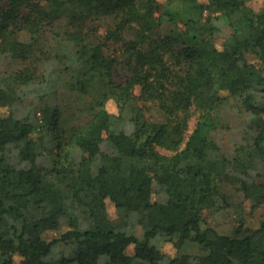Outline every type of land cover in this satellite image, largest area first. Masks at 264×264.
Segmentation results:
<instances>
[{
  "label": "trees",
  "instance_id": "16d2710c",
  "mask_svg": "<svg viewBox=\"0 0 264 264\" xmlns=\"http://www.w3.org/2000/svg\"><path fill=\"white\" fill-rule=\"evenodd\" d=\"M105 17L94 38L89 22ZM9 57L19 66L0 72V264H264V218L224 234L205 215L234 206L228 187L264 205V9L0 0V62ZM28 89L43 102L39 137L34 121L1 112ZM232 99L250 118L225 150L218 135ZM161 240L178 254H164ZM187 241L206 253L183 251Z\"/></svg>",
  "mask_w": 264,
  "mask_h": 264
},
{
  "label": "rangeland",
  "instance_id": "374dc122",
  "mask_svg": "<svg viewBox=\"0 0 264 264\" xmlns=\"http://www.w3.org/2000/svg\"><path fill=\"white\" fill-rule=\"evenodd\" d=\"M163 3L166 0H161ZM248 4L253 7L256 11H262L264 9V0H247ZM111 23L110 17L95 19L89 22V26L94 31V38H99L104 36L108 26ZM230 33V27L226 26L224 29L216 35L217 42L222 44L227 35ZM29 35L27 32H22L21 38L28 40ZM120 44H115L110 42L107 45V50L109 52H114L119 48ZM250 58H253L254 55L249 54ZM19 66V63L12 58H4L0 62V72L5 70H12ZM125 71L120 67L117 71L116 78L118 80L125 79ZM29 94L25 99L15 102L12 106L4 107L1 112L7 114L10 110H15L18 114L27 120H32L36 124L35 131L31 134L34 137L41 136L46 130L47 127L43 125L42 120V106L43 102L38 99V95L33 92L32 89H28ZM64 102L67 100L66 96H63ZM107 109L110 112L118 113L119 106L115 99H110L107 102ZM224 115V125L219 129V140L223 144L225 150H232L235 148L238 141L241 139V136L247 128L249 121V115L243 112L237 102L232 99L231 105L225 108ZM195 117L191 120V126L195 124ZM17 157H14L16 160ZM226 191L230 194L231 200L234 204L233 207L229 208L227 211L217 210V209H207L205 211L206 218L209 224L215 227L219 232L224 234H233L235 233L236 227L240 223V219H244L247 226L250 227H259L261 221L264 218V205L253 208V201L249 198H246L241 191H236L233 188H226ZM161 196L158 194L153 195V200L156 201L160 199ZM107 208L108 214L111 219H118V212L115 203L108 198L107 199ZM139 233L142 234V229L139 227ZM60 232L50 230L47 231L45 236L49 239L58 236ZM159 249L168 256H176L178 250L173 242L161 240L157 242ZM183 251L190 253L205 254L206 252L201 250L199 245L193 241H187L183 246ZM102 264L107 263V257L101 259Z\"/></svg>",
  "mask_w": 264,
  "mask_h": 264
}]
</instances>
